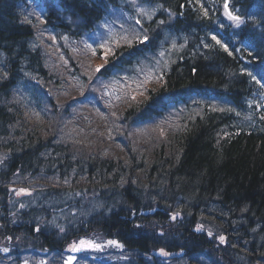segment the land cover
I'll return each instance as SVG.
<instances>
[{
	"label": "trees",
	"instance_id": "obj_1",
	"mask_svg": "<svg viewBox=\"0 0 264 264\" xmlns=\"http://www.w3.org/2000/svg\"><path fill=\"white\" fill-rule=\"evenodd\" d=\"M224 2L0 0V261L104 238L123 264L264 263V0H229L239 25ZM65 195L101 207L63 222L40 200Z\"/></svg>",
	"mask_w": 264,
	"mask_h": 264
},
{
	"label": "rangeland",
	"instance_id": "obj_2",
	"mask_svg": "<svg viewBox=\"0 0 264 264\" xmlns=\"http://www.w3.org/2000/svg\"><path fill=\"white\" fill-rule=\"evenodd\" d=\"M262 100L264 101V97H262ZM79 102H82V100H78ZM23 189V188H21ZM19 189L16 190V193ZM29 191H27L28 193ZM40 200V199H38ZM42 202L46 203L47 205L52 206V208L57 209V212H54L53 215L63 221H72L75 216H87L91 214L92 212L97 211L101 204L99 202H96V200L87 201L86 199H79L78 203L70 204L72 201V197L65 195L63 197L57 198L55 200H47L43 197L41 198ZM70 204V205H68ZM68 205L67 208L63 209L64 206ZM62 208L60 210L59 208ZM86 240H93L94 242L101 245V248L95 249V248H83L78 252H72L69 251L68 253L63 255L62 261L56 260L54 261V264H64V261L67 259L68 256H74L76 259L72 262V264H123L124 261V254L120 251L121 248L119 246L115 245H109L107 243V239L104 238H82ZM80 240V239H79ZM79 240H77L75 243H78ZM112 249H115L116 252L112 251ZM83 258V259H80ZM14 259V258H13ZM51 264L52 263V255H49L44 252H36L33 250H27L23 254H20V256L17 259H14V262L10 258L8 259V262L6 261H0V264ZM264 264V263H262Z\"/></svg>",
	"mask_w": 264,
	"mask_h": 264
},
{
	"label": "snow or ice",
	"instance_id": "obj_3",
	"mask_svg": "<svg viewBox=\"0 0 264 264\" xmlns=\"http://www.w3.org/2000/svg\"><path fill=\"white\" fill-rule=\"evenodd\" d=\"M196 2L199 4L200 0H196ZM157 7L159 8H162L163 6L162 5H157ZM181 7H183V5H181ZM201 7V10H202V13H203V16L204 17H208L209 15V12H208V9L204 8L203 5L200 6ZM224 10H225V15L228 17L229 20L231 21H234L237 23V25H239L242 21H241V17L239 15H235L233 14L232 11L229 10V0H225L224 2ZM142 14H145L146 13H142ZM169 16L171 18L172 14L169 13ZM151 17H149L150 19ZM137 24L140 23L139 20L136 21ZM160 24H163L165 23L164 21H160L159 22ZM211 35V39L213 41H215V43L217 45H221V47L224 48V50L226 52H228V46L225 45V44H221V40L217 38L216 35L214 34H210ZM124 45H125V50L127 51H132L134 49V45H147V44H150L151 43V38L149 37V35L145 34L143 36H139V35H133L130 39L127 38V37H124ZM89 47H91L89 45ZM100 47L102 48H105V52H104V63L103 64H100V65H97V67L95 68L94 70V73H100L103 69H105L109 63H110V60H109V57L112 59V60H115L118 56V53L116 52V50L112 47H106L105 45H100ZM116 47L117 48H120L121 45L120 43L117 41V44H116ZM205 48L209 47L208 44H205L204 45ZM93 53L95 54L96 52V49L93 48ZM237 51L239 49H236ZM229 55H231L232 53L229 52L228 53ZM197 70L195 68H193V72L195 73ZM242 71H246V70H242ZM248 75L252 76V80H254L257 84H260L261 81L258 80L254 75H252L251 73H247ZM8 73L7 72H4L3 75H0V81H6L7 78H8ZM152 77L151 76H146L145 77V80L143 82H140V83H137L136 84V87L139 89V88H143L144 84H146L149 80H151ZM159 79H163V77H160ZM164 87H166V85H164ZM262 87H264V85H262ZM152 91H155V89H153ZM142 94V93H141ZM133 100L136 99L135 95H133ZM214 111L216 109H213ZM228 111H233L234 109H227ZM223 111V110H222ZM113 115H115V113H113ZM260 119L262 121H264V115H262L260 117ZM261 131H264V129H261ZM225 136H228L229 134L227 132L224 133ZM2 162V161H0ZM27 189H19L17 191V195H21V194H27ZM21 207H24V205H21ZM180 215L179 212H175L173 213L171 216H170V219L171 220H176L177 217ZM197 229L198 230H202L203 229V225H197ZM60 231L61 232H64L65 229L63 227H60ZM208 235L211 236L213 235L211 231L208 232ZM221 244H224L226 242V237L224 235H219L217 237H215ZM107 243L109 245H115V246H120L119 245V242L116 241V240H109L107 241ZM69 248L72 252H78L80 251L81 249L83 248H95V249H99L101 248V245L94 242L93 240H86V239H80L78 243H72L69 245ZM0 251H4V252H7L8 249L7 248H3V249H0ZM161 253H164V250L161 249ZM166 254V253H165ZM76 258L74 256H68L67 259L64 261V264H72V262L75 260ZM25 264H27V262H25Z\"/></svg>",
	"mask_w": 264,
	"mask_h": 264
},
{
	"label": "bare ground",
	"instance_id": "obj_4",
	"mask_svg": "<svg viewBox=\"0 0 264 264\" xmlns=\"http://www.w3.org/2000/svg\"><path fill=\"white\" fill-rule=\"evenodd\" d=\"M245 119L247 122H249L250 125L251 124L252 125L257 124V121H258L257 117L253 116V114H251V113L245 114Z\"/></svg>",
	"mask_w": 264,
	"mask_h": 264
}]
</instances>
